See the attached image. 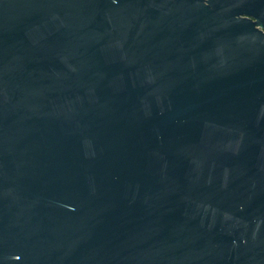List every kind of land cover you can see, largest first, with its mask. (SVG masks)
Returning a JSON list of instances; mask_svg holds the SVG:
<instances>
[{"label": "water", "instance_id": "obj_1", "mask_svg": "<svg viewBox=\"0 0 264 264\" xmlns=\"http://www.w3.org/2000/svg\"><path fill=\"white\" fill-rule=\"evenodd\" d=\"M0 264H264V0H0Z\"/></svg>", "mask_w": 264, "mask_h": 264}]
</instances>
